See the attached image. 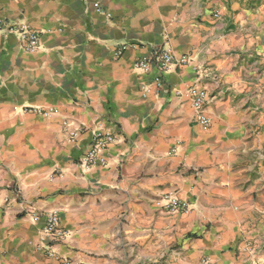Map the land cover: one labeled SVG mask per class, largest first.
<instances>
[{"label": "crops", "instance_id": "crops-1", "mask_svg": "<svg viewBox=\"0 0 264 264\" xmlns=\"http://www.w3.org/2000/svg\"><path fill=\"white\" fill-rule=\"evenodd\" d=\"M261 16L241 0H0V18L42 43L0 33V264H249L252 238L264 261V83L248 27ZM156 48L186 60L163 87L134 67ZM193 85L208 89L209 128L178 94ZM67 119L83 127L76 143ZM98 128L118 140L108 165L85 169ZM172 190L188 213L162 207ZM27 208L58 210L65 237L50 242Z\"/></svg>", "mask_w": 264, "mask_h": 264}, {"label": "built area", "instance_id": "built-area-1", "mask_svg": "<svg viewBox=\"0 0 264 264\" xmlns=\"http://www.w3.org/2000/svg\"><path fill=\"white\" fill-rule=\"evenodd\" d=\"M97 9L102 10L100 3L96 2ZM215 17H220L221 12L216 10ZM0 33H8L17 35L24 44L26 49H37L42 46L40 33L28 25L24 20H4L0 18ZM127 44H122L116 49V55L120 56L127 49ZM185 57L176 58L172 51L168 48H156L150 56H144L136 60L134 67L142 72H149L152 68L157 71L153 76V81L158 87L167 86L168 84L163 78L165 71H168L172 66L184 63ZM188 93L191 95L192 105L196 111L195 119L205 128L211 126V119L208 115V104L210 95L206 87L193 85L186 91H178V94ZM43 114H52V111L38 110ZM65 132L68 140L76 143L77 139L83 130V127L75 120L67 119L64 122ZM119 133L111 129L98 128L93 132V139L88 146L83 150L78 158V164L88 169L92 165L100 164L108 165L107 150L111 145L118 140ZM163 200L162 207L170 212L188 213L191 209V202L183 198L178 191L172 190L167 192ZM26 213L34 222H42V234L50 239V242H57L65 237V232L60 227V214L56 209L47 210L45 213H40L32 208H27ZM263 248V242L260 238H252L243 246V251L248 254L249 264H264V261L258 259ZM42 251L49 254H55L51 247L42 246ZM62 264H82L73 259L60 257ZM201 264H208V259L204 258Z\"/></svg>", "mask_w": 264, "mask_h": 264}, {"label": "rangeland", "instance_id": "rangeland-1", "mask_svg": "<svg viewBox=\"0 0 264 264\" xmlns=\"http://www.w3.org/2000/svg\"><path fill=\"white\" fill-rule=\"evenodd\" d=\"M245 2L246 6L250 7L253 12H261L262 16L261 18H256L255 21L250 22L249 29L253 32V35L260 41L261 43V50L260 51H254L255 55L259 57V60L261 61L260 64L254 65L258 67L260 78L262 79V82L264 83V0H241V3ZM263 10V11H260ZM251 65V64H250ZM257 103L260 105L264 104V93H260L256 97Z\"/></svg>", "mask_w": 264, "mask_h": 264}]
</instances>
